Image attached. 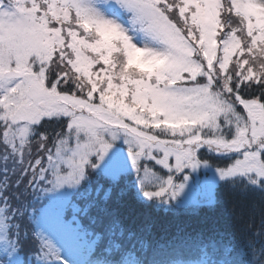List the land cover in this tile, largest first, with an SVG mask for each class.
Masks as SVG:
<instances>
[{"label":"snow or ice","instance_id":"snow-or-ice-1","mask_svg":"<svg viewBox=\"0 0 264 264\" xmlns=\"http://www.w3.org/2000/svg\"><path fill=\"white\" fill-rule=\"evenodd\" d=\"M0 264H264V0H0Z\"/></svg>","mask_w":264,"mask_h":264},{"label":"trees","instance_id":"trees-1","mask_svg":"<svg viewBox=\"0 0 264 264\" xmlns=\"http://www.w3.org/2000/svg\"><path fill=\"white\" fill-rule=\"evenodd\" d=\"M218 199H219V203L217 204L214 210H209L208 208H200L199 216L182 214L181 219L188 220L194 226L199 227L200 225L197 223V221L199 220L200 217L207 215L211 218L210 222L216 221L219 224H226L230 231L236 232L240 227H242V225L237 223V221L233 219L232 199L225 196L222 192L219 194ZM254 200L256 201L258 206L255 210L252 209L251 207V204ZM244 206H245L244 222L245 223L250 222L253 225V229H252L253 231L259 229L261 227V214H260L261 209L259 207V201L256 200L254 196L249 195V197L244 201ZM249 235H251L250 232ZM192 256L194 258L195 253H192ZM248 258H251L250 253Z\"/></svg>","mask_w":264,"mask_h":264},{"label":"rangeland","instance_id":"rangeland-1","mask_svg":"<svg viewBox=\"0 0 264 264\" xmlns=\"http://www.w3.org/2000/svg\"><path fill=\"white\" fill-rule=\"evenodd\" d=\"M194 196L197 195L196 193L193 194Z\"/></svg>","mask_w":264,"mask_h":264}]
</instances>
